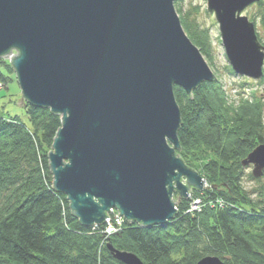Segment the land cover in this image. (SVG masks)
I'll return each mask as SVG.
<instances>
[{"label":"water","instance_id":"obj_1","mask_svg":"<svg viewBox=\"0 0 264 264\" xmlns=\"http://www.w3.org/2000/svg\"><path fill=\"white\" fill-rule=\"evenodd\" d=\"M173 1L0 0V58L15 51L18 105L61 115L48 169L53 189L86 228L102 224L110 208L131 223L164 224L179 199L204 188L202 175L175 153L180 110L173 86L191 93L214 75ZM254 2L205 3L232 71L258 80L264 46L242 13ZM241 164L262 176L264 142ZM106 248L123 264H145L131 251ZM196 264L224 261L205 255Z\"/></svg>","mask_w":264,"mask_h":264},{"label":"trees","instance_id":"obj_2","mask_svg":"<svg viewBox=\"0 0 264 264\" xmlns=\"http://www.w3.org/2000/svg\"><path fill=\"white\" fill-rule=\"evenodd\" d=\"M257 4L264 28V0ZM180 21L210 59L208 30L183 16ZM259 41L264 46V39ZM0 64L14 71L5 59ZM213 77L191 93L173 86L180 110L175 153L207 184L191 193L204 201L201 210L185 213L189 200L181 198L166 223L125 221L107 237L83 226L66 196L52 187L48 153L61 115L25 102L27 122L0 116V264H123L107 243L135 253L145 264H196L205 255L224 264H264V202L252 199L241 181L242 158L264 142V95L252 92L228 102ZM7 79L0 72V82Z\"/></svg>","mask_w":264,"mask_h":264},{"label":"rangeland","instance_id":"obj_3","mask_svg":"<svg viewBox=\"0 0 264 264\" xmlns=\"http://www.w3.org/2000/svg\"><path fill=\"white\" fill-rule=\"evenodd\" d=\"M205 2L206 0H174L173 5L177 11V15L179 16V18H181L182 16L186 17L190 22L195 21L196 23H198V25L208 30V35L210 36L209 56H211V58L209 59L207 56H204L203 54L202 55L206 63L208 64L207 66H209L212 70L213 75L216 76L222 84L228 102H236V100L241 96L245 98L249 97L252 92L256 95H264L263 78L256 81L255 79L243 75H237L236 73L231 71L232 69L230 65H228L224 48L221 45L222 42L220 40V35L218 34V24L214 18V13H209L206 10ZM260 10L261 7L257 4V2H254L253 4L247 6L242 13L247 15L249 20L254 22L257 36L258 38L263 40L264 28L259 22L261 13ZM262 68H264V64ZM0 72L8 78L7 81H3V87L0 89V116H4L7 118L19 117V119L23 122H27V116L24 107L18 105L19 101L22 98V95L20 87L18 86L19 84L17 81L16 73L14 71L10 72V70H8V68L6 67V65L4 66V64H0ZM243 167L245 173L243 180H241L243 188L252 199H262V201L264 202L263 176L254 177L251 173V164ZM248 174L252 176V179L248 176ZM173 198L175 199L176 197L173 196ZM201 202L203 203L204 201L201 199ZM100 226L101 225L99 224V228ZM109 235L111 234L103 233L104 237H107Z\"/></svg>","mask_w":264,"mask_h":264},{"label":"built area","instance_id":"obj_4","mask_svg":"<svg viewBox=\"0 0 264 264\" xmlns=\"http://www.w3.org/2000/svg\"><path fill=\"white\" fill-rule=\"evenodd\" d=\"M13 53H15V51L11 52L10 54H8L7 57H4L5 59H8L9 61L11 60V56L13 55ZM264 64V63H263ZM263 74V80H264V73ZM3 84L0 83V89L2 88ZM202 202L201 199L198 197H191L190 196V200H189V205L187 206L185 213H194V212H199L201 210V206H202ZM107 216L106 220H104L103 224H100V228H99V224H94L93 226H91V230H100L101 232H103L104 234H113L115 232H118L121 230V228H123L124 223H125V218H123L124 216L119 214L118 210L116 208H110L109 211L107 212Z\"/></svg>","mask_w":264,"mask_h":264},{"label":"bare ground","instance_id":"obj_5","mask_svg":"<svg viewBox=\"0 0 264 264\" xmlns=\"http://www.w3.org/2000/svg\"><path fill=\"white\" fill-rule=\"evenodd\" d=\"M177 198V197H176ZM178 202V201H177Z\"/></svg>","mask_w":264,"mask_h":264}]
</instances>
